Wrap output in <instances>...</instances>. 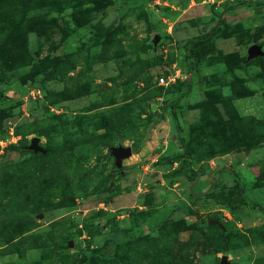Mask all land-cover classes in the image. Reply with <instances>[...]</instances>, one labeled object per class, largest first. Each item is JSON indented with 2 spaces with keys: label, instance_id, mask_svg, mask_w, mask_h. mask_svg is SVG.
Instances as JSON below:
<instances>
[{
  "label": "rangeland",
  "instance_id": "1",
  "mask_svg": "<svg viewBox=\"0 0 264 264\" xmlns=\"http://www.w3.org/2000/svg\"><path fill=\"white\" fill-rule=\"evenodd\" d=\"M252 45L264 0H0V264H264Z\"/></svg>",
  "mask_w": 264,
  "mask_h": 264
},
{
  "label": "water",
  "instance_id": "2",
  "mask_svg": "<svg viewBox=\"0 0 264 264\" xmlns=\"http://www.w3.org/2000/svg\"><path fill=\"white\" fill-rule=\"evenodd\" d=\"M264 56V53L261 51L260 47L257 45H252L249 47L247 52V59ZM38 139L33 138L30 142L29 149L33 151H42L41 148L37 145ZM110 153L114 158V165L119 170L121 168V162L123 159L128 158L131 155V149L129 147H123L118 145L110 149ZM209 224H218L216 221H209ZM221 264H225V259L223 258Z\"/></svg>",
  "mask_w": 264,
  "mask_h": 264
},
{
  "label": "trees",
  "instance_id": "3",
  "mask_svg": "<svg viewBox=\"0 0 264 264\" xmlns=\"http://www.w3.org/2000/svg\"><path fill=\"white\" fill-rule=\"evenodd\" d=\"M171 109H172V114H173V120H174V122H175V124L177 126V119H176V116H175L174 107H172ZM135 151H136V149H135ZM189 180L193 182V178H189Z\"/></svg>",
  "mask_w": 264,
  "mask_h": 264
},
{
  "label": "built area",
  "instance_id": "4",
  "mask_svg": "<svg viewBox=\"0 0 264 264\" xmlns=\"http://www.w3.org/2000/svg\"><path fill=\"white\" fill-rule=\"evenodd\" d=\"M160 83H163V79H160Z\"/></svg>",
  "mask_w": 264,
  "mask_h": 264
}]
</instances>
